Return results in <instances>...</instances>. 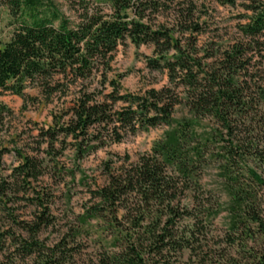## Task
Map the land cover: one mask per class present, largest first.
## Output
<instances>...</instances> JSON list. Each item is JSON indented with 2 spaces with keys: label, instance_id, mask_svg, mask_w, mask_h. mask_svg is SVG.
Returning a JSON list of instances; mask_svg holds the SVG:
<instances>
[{
  "label": "trees",
  "instance_id": "16d2710c",
  "mask_svg": "<svg viewBox=\"0 0 264 264\" xmlns=\"http://www.w3.org/2000/svg\"><path fill=\"white\" fill-rule=\"evenodd\" d=\"M214 1L64 0L71 19L59 0H0L15 26L0 40V89L25 97L27 87L37 86L47 101L63 105L51 123L28 135L33 140L23 138L20 147V135L13 137L19 162L9 173L1 166L11 150L0 143V256L10 264H79L80 251L69 244L82 236L80 229L51 244L41 238L58 224L57 188L69 182L91 194L76 217L80 227L103 223L121 245L98 262L148 264L153 251H191L204 223L223 208L203 182L214 162L228 197L229 242L242 239L247 246L256 233L264 241L258 194L264 186L258 171L264 166V0H216L245 11L227 42L210 32ZM128 41L152 50L145 64L167 77L163 86L123 91L112 62ZM178 108L186 114L177 117ZM12 115L0 102V129L8 130ZM162 126L163 137L137 161L105 162L104 184L82 169L92 153ZM64 196L71 201L70 189ZM19 202L33 207L30 217ZM185 219L191 223L180 225ZM249 249L264 264V249Z\"/></svg>",
  "mask_w": 264,
  "mask_h": 264
},
{
  "label": "rangeland",
  "instance_id": "374dc122",
  "mask_svg": "<svg viewBox=\"0 0 264 264\" xmlns=\"http://www.w3.org/2000/svg\"><path fill=\"white\" fill-rule=\"evenodd\" d=\"M61 9L75 19V14L70 12L64 0H59ZM213 10V18L211 22L212 34L218 32L224 41L232 40L238 31V26L244 19L241 15L245 12L243 7L223 6L219 1L210 4ZM9 11L5 8L0 10V40L7 41L15 28L12 23ZM152 50L147 46L136 48L131 42L120 45L114 54L112 62V76L121 77V85L123 91L140 92L149 87L160 88L167 82L164 74L150 72L145 64L144 55L151 54ZM26 96L22 97L11 93L7 90L0 89V102H3L12 109L13 115L8 119V130L0 129V143L9 147L11 152L5 154L1 170L9 173L13 166H16L19 160L16 158L14 149V141L17 146H23L25 142L22 139L33 140L28 137L29 134L36 135L39 133L40 127L51 123L52 112L62 108V102L58 99L47 101L41 94L40 88L30 86L25 89ZM70 104V103H69ZM186 114V110L178 108L177 117ZM167 127H157L148 132H140L137 135L127 136L123 142L111 144L102 148L81 162L82 169L88 176L96 179L98 184L106 182V174H104L105 162L111 163L114 167H118L126 157L129 162H135L142 154L150 152L153 145L160 140ZM20 135V139L13 140L14 136ZM28 137V138H27ZM72 153L67 152L65 160L71 165ZM219 165L214 162L205 170L203 182L207 195H212L211 200L218 199L223 204L222 210L216 215L210 223H204V228L196 236L198 239L191 251H174L165 250L163 253L153 251L148 257V264H256L254 257L249 254L250 247L258 252L264 249V241L261 236L256 233L254 240L248 239L246 243L236 244L229 242V212L224 208L228 202V197L223 190L224 183L220 176ZM259 173L264 176V166L258 168ZM69 182L70 180L67 179ZM78 181V180H77ZM58 189L59 198L55 205L57 215V225L44 230L41 238L48 244L57 242L64 233L70 229H80L81 237L70 241V247L78 249L80 252L76 256L79 264H102L98 259L108 253L119 251L120 244H115L113 236L106 229L103 223L93 220L92 226L80 227L76 220L78 214L84 211L86 205L91 204V194L84 184L78 182H69L68 185H61ZM70 189L72 199L67 201L64 196ZM260 206L264 219V186L258 189ZM210 197V196H208ZM20 208H23L24 217H30L33 213L32 206H26L25 202H19ZM191 223L185 219L180 225L185 226ZM252 227H256L253 225ZM10 261L0 256V264H10ZM16 264H35L33 261L25 260Z\"/></svg>",
  "mask_w": 264,
  "mask_h": 264
}]
</instances>
